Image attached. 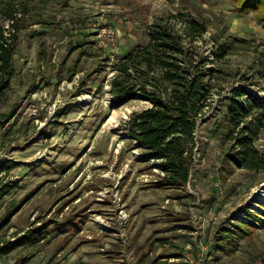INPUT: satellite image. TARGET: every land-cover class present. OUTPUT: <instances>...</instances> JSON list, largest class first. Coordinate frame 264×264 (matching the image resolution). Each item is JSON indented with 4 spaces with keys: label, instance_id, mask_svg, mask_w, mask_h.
I'll use <instances>...</instances> for the list:
<instances>
[{
    "label": "rangeland",
    "instance_id": "374dc122",
    "mask_svg": "<svg viewBox=\"0 0 264 264\" xmlns=\"http://www.w3.org/2000/svg\"><path fill=\"white\" fill-rule=\"evenodd\" d=\"M170 15L205 25L194 45L215 70L185 186L139 161L128 138L126 121L149 103L109 93L120 59ZM0 26L15 41L0 106L11 114L0 123V162L12 166L0 176L12 185L0 199V248L29 229L46 233L0 264H264V172L228 164L217 129L232 87L264 100V30L251 13L230 0H0ZM218 46L228 53L213 61ZM255 146L264 153V131ZM226 231L229 242L218 241Z\"/></svg>",
    "mask_w": 264,
    "mask_h": 264
},
{
    "label": "trees",
    "instance_id": "16d2710c",
    "mask_svg": "<svg viewBox=\"0 0 264 264\" xmlns=\"http://www.w3.org/2000/svg\"><path fill=\"white\" fill-rule=\"evenodd\" d=\"M230 1L237 12L251 13L264 30V0ZM179 24L181 31L177 29ZM12 27L17 28V25ZM205 33V25L196 19L177 15L158 18L148 27L146 43L120 59L109 81V93L115 102L139 98L149 103L147 108L129 116L125 129L128 138L142 152L139 161L156 163L163 180L176 186L188 183L197 125L210 107L208 100L215 70L206 67L209 60L203 59L194 45ZM227 47L213 49V61L225 57ZM14 55V35L5 36L0 26V106L15 74ZM259 66L260 75L264 77L262 54ZM221 102L226 106L224 129L219 126L217 129L223 142L229 144L224 160L238 169L264 172V153L255 146L260 132L264 131V100L237 86L232 87ZM10 116L0 112V123H5ZM11 167L0 162V176ZM11 188L12 185H1L0 199ZM244 215L255 217L249 212ZM235 225L236 238L247 235L246 222L238 220ZM45 234L40 228L29 229L20 239L1 246L0 254L21 245L36 244ZM230 237L226 231L218 241L228 243ZM218 247H222L221 244Z\"/></svg>",
    "mask_w": 264,
    "mask_h": 264
}]
</instances>
